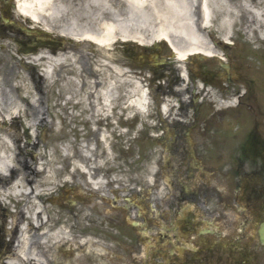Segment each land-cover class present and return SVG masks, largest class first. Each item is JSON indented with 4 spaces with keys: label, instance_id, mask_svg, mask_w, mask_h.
<instances>
[{
    "label": "flooded vegetation",
    "instance_id": "af4514ba",
    "mask_svg": "<svg viewBox=\"0 0 264 264\" xmlns=\"http://www.w3.org/2000/svg\"><path fill=\"white\" fill-rule=\"evenodd\" d=\"M14 7L13 0H0V18L11 19L9 23L0 20V35L8 38L19 54L40 51L47 56L64 52L77 54L75 60L83 72H79L75 91L80 110L88 108L91 117L98 105L95 95L90 93V83L97 79L96 65L91 59L97 56L82 55V46L72 43L59 46L52 37L40 36L35 30L29 35L14 19ZM141 56L134 53L127 61L140 66L137 58ZM118 64L123 66L122 61ZM244 65L233 59L228 63L229 70H209L204 78L206 86L210 83L217 88L220 81L226 88L220 94L214 89L208 93L206 91L210 90L206 88L204 93L209 96L199 104L197 97L186 100L185 93L173 92L171 83H181L175 78L176 70L172 65L162 64L160 71H154L156 79H167L169 86L164 93H174L180 105L178 115L173 112L174 117L166 121L158 118L156 130L160 132L154 137L158 145L154 153L159 156L160 165L164 162L162 168L171 171V181L164 183L163 172L158 174L164 190L159 186L153 189L155 200L148 207V213L139 203L145 196L140 187L132 193L127 190L126 195L136 199L126 198L123 212L113 216L117 231L112 239L114 253L124 255L127 264H221L222 242L232 234L244 235L245 232L250 233L251 245L241 248L242 254L251 264H264L261 239L264 235V92L251 89L263 85L264 81L243 78ZM240 86L247 88L242 91ZM227 95L236 97L233 107L222 106L221 100L223 102ZM128 107L119 94L110 105L107 123L125 125ZM227 115L234 117L227 118ZM139 123V118L133 120V124ZM139 135L144 141L145 134ZM227 209L234 214L227 216ZM215 223L218 228L214 227ZM221 224L227 225L229 230H221ZM162 230L165 234L174 231L176 245L170 243L175 250L169 251V262L160 259L164 252L162 246L169 244L165 236L161 238ZM239 238L246 237L236 239ZM207 242L210 248L205 252Z\"/></svg>",
    "mask_w": 264,
    "mask_h": 264
},
{
    "label": "bare ground",
    "instance_id": "6f19581e",
    "mask_svg": "<svg viewBox=\"0 0 264 264\" xmlns=\"http://www.w3.org/2000/svg\"><path fill=\"white\" fill-rule=\"evenodd\" d=\"M111 2L112 0L86 1L85 14L89 17L88 21H96L95 31L71 25L59 29L60 32L75 38H83L104 48L112 46L117 41H135L147 46L157 41H166L179 62H184L192 55L218 59L221 44L230 42L237 31H242L250 42H264V0H113L115 4ZM18 12L46 28H51L43 19L53 17V13L57 11L53 8V0H18ZM64 56L63 54L47 56L42 53L37 56L39 60L46 58L45 76L48 79L54 78L53 68L67 62L68 58ZM72 68L67 73L75 71L73 75L78 77L79 70L73 64ZM112 70L116 72L117 77L110 78L103 86L99 81L90 83V93L96 94L100 100V106L96 105L91 117L88 108L64 117L68 123L79 120L80 124L92 125L91 128L82 130V139L76 156H71L70 146H65L60 151L61 157L70 167L68 172L63 173V181L55 180L60 172L58 169L50 168L47 172L45 164L36 158L34 164L25 160V165L18 162L20 165L18 167L16 150L21 152L18 145L21 137L15 139L8 130H0V188H3L5 197L10 198L17 209L14 224L22 222L18 233V250L4 264H54L58 262L56 255L58 253L54 252L55 259L53 257L49 259V254L55 247L61 245H68L71 248L79 245L85 249L92 247L94 251L101 247L91 237L79 241L76 236V225L70 226L68 221L61 219L60 214L51 215L53 209L47 206L46 198L55 200L54 194L62 185L70 189L68 185L73 178L77 185L84 182L88 187L104 191L105 183L100 173L103 172L106 162L93 159L96 148L88 146L85 140L89 132L96 138L100 134L102 141L98 139L96 141L103 145H99L102 148L101 155L108 156L110 151L106 144L107 131L93 125L100 124L98 120L107 116L111 103L116 101L119 94L128 97L127 100L134 103L143 114L147 113L150 105L149 96L139 79L133 80L131 95L124 89L129 77L126 78L124 73L118 74L120 70L117 67H112ZM17 89L21 93L0 94V119L5 122L9 117L10 120L16 119V123L18 120L25 121L24 134L32 130L36 133L37 129L34 130L36 123L27 120L22 105L33 108L40 122H45V116L35 107L33 93L27 87L21 86ZM171 107V102H167L163 110L169 111ZM105 120L107 117L101 122ZM48 126L53 129V126ZM105 126L108 127L109 124ZM45 185L48 188H45ZM72 193H74L72 199L66 198L69 204H74L76 199H83L73 189ZM107 202L109 200H105L102 207L105 208ZM79 247H75L74 250L77 254L81 252ZM101 248L104 249L103 246ZM87 253L93 254L92 251Z\"/></svg>",
    "mask_w": 264,
    "mask_h": 264
},
{
    "label": "rangeland",
    "instance_id": "374dc122",
    "mask_svg": "<svg viewBox=\"0 0 264 264\" xmlns=\"http://www.w3.org/2000/svg\"><path fill=\"white\" fill-rule=\"evenodd\" d=\"M86 1L87 0H53V8L57 12L53 13V17H46L43 20L55 31L64 27H69L71 25H76L79 29L95 31L97 28L96 21H88L89 17H87V15L85 14L86 12L84 8ZM111 3L115 4L113 0ZM116 7H119V5H116ZM31 23L32 22H30V24ZM163 44L164 45L161 51H159L158 49H152V52L154 54L148 57L151 63H154V61L158 60L156 59L155 54L160 53L161 58L170 56V47L166 42H163ZM225 44L226 43H224L223 46ZM223 46L222 48L224 49ZM138 47L141 48V46ZM86 48L87 50L91 51L89 54L102 55L98 57H105L106 55L113 54H116L114 55V57H118V55L120 56V53L116 52L118 49H116L115 51L109 48L95 46L94 44H87ZM229 51L230 52L228 54H230L231 57L237 56L240 60L248 64V68L250 70L245 72L244 75H253L256 77L260 75L259 72L261 71V67H263L264 65V42H250L247 40L244 34H242L241 32H236L230 41ZM220 52L222 53V51ZM76 56L77 55L75 54V57ZM71 60L72 59L68 58V62L65 64H70V62H72ZM196 60H193V62L195 61L193 63V68L196 69L197 62V64H201L199 66V71L203 70V65H216V61L214 62V60ZM96 64L98 65L97 71H103L106 75L107 71L103 70L100 66L101 64H104L102 58H97ZM45 65L46 62L44 58L42 60H39L37 56L17 55L14 52V48L11 43L7 41H0V94H2L3 92H5L6 95H8L9 92H11L13 95L19 94L21 92L17 88H20L21 86L27 87L33 93L35 107L38 108L45 116V122H40V120L35 116L34 109L23 104L22 108L27 114V120L29 122L36 123L34 130L37 129V132L34 133V131L32 130L25 135L23 126L26 122L18 120V122L16 123V120H10L9 117L6 118L8 119L7 125H4V120L0 119V130H8L10 133H12L13 138L15 139L18 136L21 137L18 143L21 152L20 150H16V153L18 155V167H20L19 163L24 166L25 160H28L31 164H34V158H36L40 163L45 164L47 172L48 170H50V168L58 169L60 172L57 174V177H55V180L60 182L63 181V173H66L70 170L67 161L61 157L60 151L65 146H70L71 156H76L80 143L75 140L74 132L76 130H79L80 127L76 126L73 122L65 123L64 119L62 118V115L65 114H63V111L58 108V102L55 100L57 88L53 86L52 91L50 92L51 99H47L48 94L46 91L47 89L45 88L46 86L44 87L43 85L44 71L42 70ZM58 65L61 67L64 64L61 63ZM243 68L248 69L246 64ZM138 73H140V71H138ZM128 77L129 81L125 88L128 89L131 95H133L131 91L133 90V80L136 76L133 73H130L128 74ZM139 80L141 81L142 87L148 93V89L151 90L150 84L148 82L149 78L146 76L145 80ZM187 83L188 79L185 81V84ZM260 90L261 88L258 87V91ZM67 94L70 93L68 92ZM135 97H137V95ZM155 101L156 100L152 98L151 95H149L150 105L147 114L152 110V108H154ZM48 125L53 126V129L48 128ZM81 128L83 127L81 126ZM130 128L128 138L122 136V140H113L111 129L110 131H108V135L110 134L107 139L108 141L106 142L110 151L108 156L104 157V155H101L102 148H100L101 146L99 145L102 144H99V142L96 141V138L89 137L87 138V140H85V143H88V146H93L94 148H96L93 156V159L95 161L104 160L106 162L104 168H101L103 172L100 173V176L104 179L105 184L109 176L108 173L112 171V175H114V178H116L117 180L121 178L122 181L124 180L128 183L141 179L144 186L148 188L152 185V182H154V172L157 169L156 164L158 163L157 157L154 155L151 156L148 151L149 149H153L154 145L152 144V142L147 141L146 156L140 157L137 150L135 149L136 143H129L128 145H130V147L132 148L131 154H126L123 158V155L122 153H120V151L127 148V141H132V138L134 136V133L131 134L132 130ZM35 144H39L40 146L35 147ZM167 176L170 177V173ZM79 178L80 176H78L77 179ZM68 186L70 188L68 189V191L64 190L63 186L59 187L58 191L55 193V196L59 197L60 194L64 191L63 193H65L66 198L72 199L74 196V193H72L73 189L74 192L76 191V193H78V191H81V195H83L84 197L83 202L77 200V204L71 207L67 200H56L52 202L51 198L47 197L46 204L51 209H53L52 213L50 214H58V216L61 215V219L68 222H76L77 220L78 224L76 228V236L79 239L91 237V239L98 242L101 247L103 246L104 249L100 247L97 251H94L93 248H88L90 251L92 250V255L84 253L81 250L83 253L80 252V254H76V256H74L69 250L71 248L67 249V252H65L64 249L60 248L59 253L61 258L58 259L59 261L57 262V264H66L67 262L68 264H127V261L125 260L123 255L113 254L115 251L113 243L111 241L114 235L117 234V231L115 228H113L115 224L112 221L114 219H111V216L113 215L112 209L109 208L108 210L104 211V209L100 206V202H102L101 193L98 191H94L93 189H91V187H87L86 183L84 182L80 185V188L76 190L75 187L77 186V184L75 183L74 178L70 180ZM45 188H48V186L45 185ZM1 189L3 188H0V190ZM103 192L108 196L109 200H113L115 198L116 192L112 193L110 187L107 188V191L105 188ZM87 198L91 199L92 204H90V202H87ZM0 204L2 207L4 204L7 211V221L5 229L12 230V228L15 226L14 220L15 212L17 211V209H15L13 205H9L6 201H3V204L1 201ZM120 206H123V203ZM104 212L106 214H104ZM18 225L19 232V228L22 226V222H19ZM14 241H17V238H15ZM76 247H79V245H77ZM109 247L110 249H108ZM162 247L165 248L166 251L162 252L161 258L167 261L170 260L169 251L173 250L174 248L170 244ZM101 249H103V251H101ZM14 250L16 252L15 246L13 247L11 253H13ZM55 251H57L56 247L55 250L49 254V257H54ZM222 256L224 258V264H241L243 262L241 254L237 253L232 246L225 245L222 250Z\"/></svg>",
    "mask_w": 264,
    "mask_h": 264
}]
</instances>
